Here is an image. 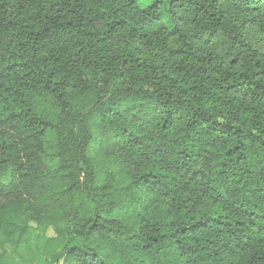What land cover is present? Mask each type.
Listing matches in <instances>:
<instances>
[{
	"label": "trees",
	"instance_id": "obj_1",
	"mask_svg": "<svg viewBox=\"0 0 264 264\" xmlns=\"http://www.w3.org/2000/svg\"><path fill=\"white\" fill-rule=\"evenodd\" d=\"M160 5L0 0V264H264V0Z\"/></svg>",
	"mask_w": 264,
	"mask_h": 264
},
{
	"label": "rangeland",
	"instance_id": "obj_2",
	"mask_svg": "<svg viewBox=\"0 0 264 264\" xmlns=\"http://www.w3.org/2000/svg\"><path fill=\"white\" fill-rule=\"evenodd\" d=\"M135 1L138 3V5L141 8H146V7H149V6L153 5L156 2H160L161 3V5H160L161 22L164 23V24L170 25L169 24L168 8H169V4H170V2L172 0H135ZM249 37L251 38V40L253 42H255L257 45H259V47L264 48V37L262 35H259V34L253 32V31H250L249 32ZM5 244L6 243H4V245ZM6 246H7V248L12 249L10 247V245H8V244H6ZM31 257H32V259L35 262L36 261L35 257L34 256H31ZM57 260H59L58 257H51L48 260V264H55ZM60 260L62 262L61 264H71V263H65V260H63L62 258ZM34 262H32V264H35ZM27 264H30V263L28 262Z\"/></svg>",
	"mask_w": 264,
	"mask_h": 264
},
{
	"label": "crops",
	"instance_id": "obj_3",
	"mask_svg": "<svg viewBox=\"0 0 264 264\" xmlns=\"http://www.w3.org/2000/svg\"><path fill=\"white\" fill-rule=\"evenodd\" d=\"M8 254H7V253ZM14 253H15V251L14 250H12V249H10V248H7V246H6V244L5 245H3V247L2 248H0V255H4V254H6V256H13L14 255ZM28 262H25V261H20L19 262V264H27ZM31 264V263H30Z\"/></svg>",
	"mask_w": 264,
	"mask_h": 264
}]
</instances>
